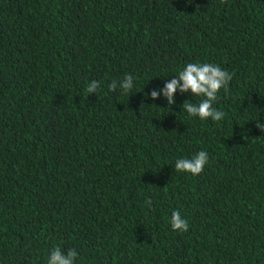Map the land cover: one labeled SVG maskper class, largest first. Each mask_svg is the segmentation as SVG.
Returning a JSON list of instances; mask_svg holds the SVG:
<instances>
[{"label":"trees","instance_id":"1","mask_svg":"<svg viewBox=\"0 0 264 264\" xmlns=\"http://www.w3.org/2000/svg\"><path fill=\"white\" fill-rule=\"evenodd\" d=\"M190 62L233 74L222 120L181 107L203 97L146 96ZM257 122L264 0H0V264L56 247L74 264H264ZM202 150L199 175L175 170Z\"/></svg>","mask_w":264,"mask_h":264},{"label":"clouds","instance_id":"2","mask_svg":"<svg viewBox=\"0 0 264 264\" xmlns=\"http://www.w3.org/2000/svg\"><path fill=\"white\" fill-rule=\"evenodd\" d=\"M233 74L221 68L219 65L210 63H187L178 75L172 77L164 83L162 89H154L147 93L151 100L155 101L161 96L167 101V109L171 110V105L175 103L174 94L190 93L191 96L203 97L198 104L185 100L182 108L189 116L199 117L201 120L211 119L220 121L224 118L225 113L213 106L217 99V93L221 89L227 90L229 82L232 80ZM134 78L132 75H125L119 82L113 80L109 85V90L115 91L117 88L127 94L134 86ZM100 88V83L96 80L90 81L85 88L88 94L96 93ZM256 127L264 133V123L257 122ZM208 163V153L199 151L190 158L177 159L174 168L177 172L190 173L191 175H199L205 165ZM145 203L150 207L151 200H146ZM170 225L173 231L187 232L189 229L188 221L183 218L179 211H173L170 217ZM78 257V252L75 248H69L66 251L60 247L53 249L46 261V264H74Z\"/></svg>","mask_w":264,"mask_h":264}]
</instances>
